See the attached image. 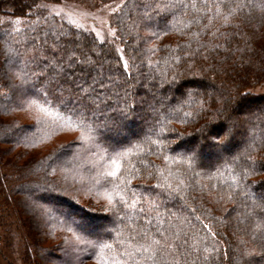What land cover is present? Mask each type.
Segmentation results:
<instances>
[{"label": "trees", "instance_id": "trees-1", "mask_svg": "<svg viewBox=\"0 0 264 264\" xmlns=\"http://www.w3.org/2000/svg\"><path fill=\"white\" fill-rule=\"evenodd\" d=\"M58 1L0 0V197L33 205L55 239L38 244L22 213L34 256H48L34 260L51 264L58 249L64 264H264V91L251 90L264 83V0H122L112 39L53 14ZM91 77L104 86L79 88ZM155 96L169 102L150 112ZM140 110L149 128L111 141ZM215 149L226 157L194 155ZM59 187L98 198L103 213ZM91 221H105L95 236Z\"/></svg>", "mask_w": 264, "mask_h": 264}, {"label": "rangeland", "instance_id": "rangeland-1", "mask_svg": "<svg viewBox=\"0 0 264 264\" xmlns=\"http://www.w3.org/2000/svg\"><path fill=\"white\" fill-rule=\"evenodd\" d=\"M122 0H113L109 2H102L98 0H59L56 3H50L46 4L47 8L52 11L53 14L63 18L67 23H69L71 26L75 27L76 29L80 28L82 30H87L92 32L96 37L99 39H112L114 37V28L110 24V16L112 12L115 11V9L120 5ZM13 21H16L13 19ZM1 35V33H0ZM118 48V47H117ZM12 56V55H11ZM12 60V57L11 59ZM9 63L5 64L3 66V70L5 74H7V71L9 69ZM101 81V80H100ZM194 84V83H192ZM99 85V81L96 78L91 77L83 86L80 85L79 88H94L95 86ZM104 86V83H101L99 87ZM187 86V85H185ZM144 89L149 90L148 85L143 86ZM253 92H262L264 91V83L261 85H257L253 88H251ZM82 91V90H81ZM80 91V92H81ZM1 92V90H0ZM113 93L115 95H120V91L113 90ZM104 97L106 94H102ZM111 101H113L114 104H117L118 101L114 98H110ZM133 103H137L138 100L136 96H132ZM156 102L153 103L152 101L145 106L148 107L149 111L158 110L157 107L162 106V104H168L169 99L166 97L161 96H155ZM249 109L247 107H241L239 110H236L235 113L226 120L228 122L234 123L236 120H241L245 117L246 112ZM138 117L137 120L133 126H126L121 133H111V141H116L121 138V136L129 135V134H137L143 129H148L149 126L152 124V118L151 116L144 117L145 119H142L145 114L142 110L137 113ZM15 115H18L21 117V119L28 121L27 117L21 116L19 112H15ZM224 130V129H223ZM105 133L110 131L108 129L104 130ZM223 133V131H222ZM12 131L9 132L7 136H12ZM210 135V134H209ZM210 136H215V134H212ZM244 134L241 132L240 135H235L230 141V147L231 148H238L241 146V141ZM4 147V146H2ZM185 148H191V149H197L198 145L196 142H192L190 146L186 145ZM230 148V149H231ZM71 155V154H70ZM195 157L197 159H200L201 161L208 162V161H216V160H223L226 157V152L224 150H207L206 152H201L198 150H195ZM208 156V158H207ZM72 157V158H71ZM70 158H68L67 155H63L62 160L64 165L70 166L73 162L72 159H74L75 154L72 153ZM18 160V159H17ZM15 160V161H17ZM20 161V159H19ZM18 161V162H19ZM29 161V160H28ZM88 176V173H87ZM47 182V181H46ZM48 183V182H47ZM48 185V184H47ZM52 185V184H51ZM37 188H31V192H33V195L37 194L36 190ZM59 190L62 191L61 193L65 194L68 193V196L71 198L76 199L79 203L89 206L91 208H94L99 213H103L104 208L100 207L102 205V202L98 200V198H91L88 196H85L83 194H80L77 197L74 194H71L69 191H66L64 188H60ZM54 190L52 189V192ZM70 193V195H69ZM53 195L48 194L46 192H43V199L49 200V204L53 206L54 209L57 210L56 206H58L57 202L58 200L56 198H52ZM8 204L4 202V200L0 197V264H39L37 261H35V257L38 259L40 256L48 257L47 254H42L36 249V253L34 256L33 247L30 243V234L26 233V227L24 220L23 222H20V218L22 219H29L32 224H34L35 230L33 231L35 237L37 238L38 244H55V239L53 237H47L46 234H43L41 231V226H39V219L41 217V214L33 208V205L27 204L23 202L21 197H19L17 200L18 202L16 205L14 203L12 204V199L8 198ZM15 207L17 208V212L15 210ZM69 209V208H68ZM64 207H59L57 211L61 213V215L64 217V220L67 219L71 221L79 231L83 230V225H81L80 221L76 218H74L75 214H78L76 210L71 211ZM74 214V215H72ZM11 222L10 224V231H7V226L5 223ZM85 229L89 230L90 235L95 236L97 233L100 232V229L105 226V221H91L87 224H84ZM60 233V229L56 228L53 232L55 237L57 234ZM67 233L69 237L72 239L74 238V234L71 232H65ZM28 249L29 253V259L23 258V252L26 248ZM54 258L52 259L51 264H64L65 259H67V256L65 252L62 250H52ZM86 254L85 251H82V255L84 256ZM81 257H79L80 259ZM77 264H94L90 260L82 259L81 261L77 262Z\"/></svg>", "mask_w": 264, "mask_h": 264}, {"label": "snow or ice", "instance_id": "snow-or-ice-1", "mask_svg": "<svg viewBox=\"0 0 264 264\" xmlns=\"http://www.w3.org/2000/svg\"><path fill=\"white\" fill-rule=\"evenodd\" d=\"M115 173H113V175H114Z\"/></svg>", "mask_w": 264, "mask_h": 264}]
</instances>
